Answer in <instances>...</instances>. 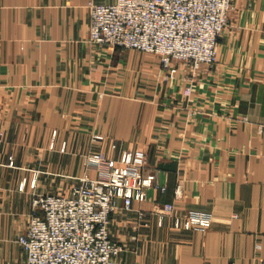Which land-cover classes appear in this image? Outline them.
I'll use <instances>...</instances> for the list:
<instances>
[{
    "label": "crops",
    "instance_id": "obj_1",
    "mask_svg": "<svg viewBox=\"0 0 264 264\" xmlns=\"http://www.w3.org/2000/svg\"><path fill=\"white\" fill-rule=\"evenodd\" d=\"M112 1L0 0V264H26L17 237L38 194L128 150L166 191L113 211L120 264H264V0H234L215 64L196 69L91 41L89 2ZM189 209L211 225L177 229Z\"/></svg>",
    "mask_w": 264,
    "mask_h": 264
},
{
    "label": "built area",
    "instance_id": "obj_2",
    "mask_svg": "<svg viewBox=\"0 0 264 264\" xmlns=\"http://www.w3.org/2000/svg\"><path fill=\"white\" fill-rule=\"evenodd\" d=\"M233 4L234 0L89 2V37L98 44L156 55L163 68L172 62H184L192 69L203 64L212 66ZM2 134L0 130V138ZM8 158L12 165L13 155ZM146 160L145 153L139 150L124 151L119 159L95 153L86 158L85 164L105 170L103 175L95 179L83 177L69 193L35 197L28 226L17 237L26 264H120L126 247L112 238L113 211L131 209L133 202L146 198L149 187L166 191V186L147 170ZM181 192L182 185L178 183L174 196L179 197ZM174 209L173 202L163 203L159 223ZM144 214L140 212L141 217ZM212 220L210 211L189 209L174 215V226L206 230Z\"/></svg>",
    "mask_w": 264,
    "mask_h": 264
},
{
    "label": "rangeland",
    "instance_id": "obj_3",
    "mask_svg": "<svg viewBox=\"0 0 264 264\" xmlns=\"http://www.w3.org/2000/svg\"><path fill=\"white\" fill-rule=\"evenodd\" d=\"M137 51H138V50H137ZM214 64H215V63H214ZM214 64H213V65H214ZM33 184H34V183H33ZM46 194H47V193H46ZM53 194H55V193H53ZM40 195H43V194H38L36 197H38V196H40ZM33 201H34V200H33Z\"/></svg>",
    "mask_w": 264,
    "mask_h": 264
}]
</instances>
